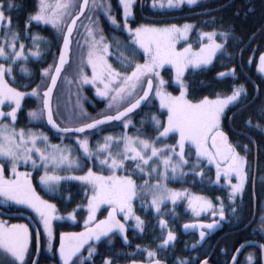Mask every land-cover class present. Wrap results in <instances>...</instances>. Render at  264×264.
I'll use <instances>...</instances> for the list:
<instances>
[{
    "label": "snow or ice",
    "instance_id": "6c2138e0",
    "mask_svg": "<svg viewBox=\"0 0 264 264\" xmlns=\"http://www.w3.org/2000/svg\"><path fill=\"white\" fill-rule=\"evenodd\" d=\"M123 8L124 24L123 28L131 37L132 44L136 46L131 51V56L134 58L137 55L136 49L143 51L144 62L135 63L128 61L126 68L131 67V72H118L111 64L108 63L107 55L111 45L105 42V37L102 34V29L99 28L98 20H93L89 14L87 19L88 24L83 25L86 32L85 43L88 47L87 64L92 68L91 77L84 75L81 68L80 78L84 84H91L96 89V94L100 97L109 99L108 108H116L115 115H104L102 119H93L91 123H84L75 128H60L54 121L51 109V96L53 88L56 85L57 79L61 74L63 66L68 62V54L71 44V38L74 30L77 27L80 17L86 12L93 13L97 9H102L104 15L112 25L119 26L116 18L111 15V4L106 0H82L78 4L79 11L73 15L72 10L77 7L76 0H39L37 11L29 17V23L36 21L43 24H50L63 35V47L60 49L59 62L50 65L44 69L43 76L51 77V84L43 93V108L37 111H30L29 117L34 120L40 119L46 115L48 124L52 128L63 133H84L86 130L95 129L99 125L110 121L124 122V127L127 128L130 121L127 119L128 114L132 113L141 105L142 101L149 99L150 92L155 88L156 98L160 102L161 109H166L167 120L162 122L156 116H152V122L157 128L160 137H167L171 133L178 135L175 145H165L164 148H157L156 141L141 139L140 137H129L126 134L122 138H114L106 136L104 143L99 145V151L107 152L102 165H107L110 175L104 176L93 172L91 168L82 176L60 177L49 174L47 171L49 165L53 169L67 166L71 169L73 166H78L77 161L71 155L69 147H61L59 145H48V137L43 133H33L20 129L17 131L13 126L0 122V158H4L11 164V172L14 179H6L5 169L0 165V204L8 205L9 203L16 205H25L31 208L39 217L40 223L43 225L44 235L47 237L48 250H52V221L55 217V205L41 199L36 194L32 187L31 180L28 178L29 173H20L17 171V164L23 160L26 164L31 161L33 167L36 166V160L33 159V153L39 156L40 161L46 171L40 177V182L50 191L54 190L56 184L61 179H73L90 186L91 195H87V210L88 218L84 221L85 230L79 233H61L60 246L58 249L61 264H76L74 257H77L80 250L91 241H100L102 237H108L114 230H118L121 235L124 234L125 226L117 220L118 214H123L124 219L130 217L136 220V227L143 231V221L138 216H134L132 211V201L137 196V186L130 175H117V170L124 168V162L130 160L135 164L136 169L140 172L145 171V167L150 165L153 158H157L159 163L163 165L164 172H160L159 165L151 168V172H157L163 178L169 168L175 175L177 170L187 163L185 160V148H195L197 159L205 158L210 164L216 166L217 181L223 176V179L230 185L231 192L229 199L235 197L244 188L246 179L247 160L245 156L240 155L236 147L231 144L228 137L221 130L220 119L224 109L245 91L243 86L234 88L232 94L216 99H203L193 102L187 98V88L181 77L185 70L191 66L199 68L202 65H207L211 62L212 57L221 50L223 45L216 43L214 37L215 32L201 33V38L207 37L209 43L201 44L198 52H193L191 45L184 48L182 51H177L175 47L176 40L181 36H186L191 29V25L185 24L183 28H178L176 25L165 27H156L149 25H139L135 29L131 28L128 23V18L133 14V6L135 0H119ZM189 6L195 5L197 0H153L152 7L156 8H179L183 4ZM16 7L13 0H6L5 5H0V28L4 32V43L0 44V57L15 62L22 57V51L16 50V41L19 39V33L12 29L11 16L6 17L5 11H11ZM71 22H67V19ZM7 20V23L5 21ZM66 29V31H65ZM97 33L99 37L97 38ZM221 36H226V33H220ZM33 42L39 39L33 36ZM117 44L119 42L117 41ZM24 45L20 44V49ZM38 48V46H37ZM11 50L9 53L8 50ZM33 56H39V50L32 53ZM123 56V53H121ZM171 65L175 70V81L180 86V94L174 96L163 89L164 80L160 77L158 71L163 65ZM55 68L52 72L51 69ZM259 72L264 73V54H261L259 63L257 64ZM12 75V67L7 68L4 64H0V105L5 103L11 108V111L5 113L0 111V117L5 119L11 118L13 122L17 119V111L21 108V101L25 95H31L40 99L39 86L33 88L31 93L18 91L16 88L10 87L5 79V76ZM219 75L224 76L225 73ZM159 83H154V79ZM147 87H144V83ZM102 86V87H101ZM139 91L143 95H139ZM127 105L124 107V105ZM123 108V110H120ZM250 123V122H249ZM259 127V125H257ZM163 129L159 131V129ZM117 144L123 142V151L112 153V142ZM44 142L46 147L41 149L38 147V142ZM77 143L85 155L91 156L87 138L78 139ZM177 146L179 152H177ZM247 146H245V149ZM99 158V157H97ZM175 159V162H174ZM149 173V175L151 174ZM182 174V173H181ZM201 175V173H197ZM235 177L236 183H231V177ZM147 185V182H145ZM158 191L153 192L151 204L157 212L160 210L161 204L165 200H171L173 203L183 195V193L175 192L167 189L161 184L154 186ZM102 205H107L109 208L108 216L104 220L95 222L96 212ZM188 206L194 215L199 216L201 212H206L212 209L213 215L217 214V210L213 207L211 201L203 197L189 196ZM219 216L224 218V209L219 207ZM69 218L74 219V216L69 213ZM162 228L166 227L164 220L160 221ZM261 226L264 227V216L261 217ZM185 229L191 227L207 228L209 230L216 227V222L204 225H184ZM205 232H200V238L203 240ZM175 233L168 231L167 236L162 239L161 247H166L170 242L175 240ZM30 232L27 225L13 224L0 221V253L10 257L9 264H27V257L30 251ZM127 242V237H125ZM41 246L40 233H36V248L39 252ZM244 245H241L243 248ZM237 249V252L241 250ZM261 253H264V244H260ZM150 258L149 264H161L159 259H156V252L145 249ZM95 252V248L89 246L88 257L91 259ZM85 258H80V264H83ZM237 258L233 256L235 261ZM247 264H253L254 255L250 253L247 256ZM2 264V262H0ZM33 264H38L33 261ZM103 264H112L111 260L106 258ZM179 264H187L181 260ZM206 264V261L203 262Z\"/></svg>",
    "mask_w": 264,
    "mask_h": 264
},
{
    "label": "trees",
    "instance_id": "16d2710c",
    "mask_svg": "<svg viewBox=\"0 0 264 264\" xmlns=\"http://www.w3.org/2000/svg\"><path fill=\"white\" fill-rule=\"evenodd\" d=\"M13 3L16 7L10 12L5 11V16H11L12 29L19 33L18 41L27 43V45H25L29 48H35L34 46L36 45H33L34 42L32 38L36 35V37H38V28L35 21L29 23V17L37 11V0H13ZM0 5H5L6 7V0H0ZM144 12L157 18L152 22L169 23L187 20L192 22L200 31L206 30V32L217 33L215 39L219 41H224L220 33L227 34L225 36L223 53L216 55L210 65L189 69L184 72L182 78L187 88V98L191 101H199L204 97H223L230 94L234 88L243 86L245 90L244 95L236 103L227 107L225 114L222 115L220 126L228 133L232 141L233 137L230 127L251 133V135L255 137L256 144L259 147L260 144L263 143V141H261V134L264 130V76L258 71L257 64L260 55L264 52V0H202L191 7L182 6L171 9L153 8L152 6L148 7L144 5ZM113 14L116 19L120 20V9H115ZM142 22L144 21L133 20L129 23V26L135 29V27ZM123 24L124 22L120 23L117 30H114V34L120 36V39L128 44L131 37L128 32L124 30ZM101 26H103L104 32L109 38L107 43L111 44V38L113 37L111 33H113V31L107 25L103 24ZM0 36H4L2 35V28L0 30ZM43 36H49V34H44ZM252 36L253 38L246 44ZM3 41L4 38L0 40V43H3ZM36 41L39 42V39ZM78 49L79 48H76V55ZM8 51L12 54L10 49ZM30 54L24 53V56L15 62L8 59L12 65V75H6L5 79L11 87L24 93H31L33 88L39 86V94L42 98L41 91L46 87L48 83L47 79L49 78V76H43L42 72L44 69L49 68L50 65H54L56 53L42 52L39 56H31ZM86 57V53L84 52L79 57L76 66V61L73 64L71 63L72 60L70 61L54 90L52 100L53 114L61 122H67L68 120H78L82 123L88 122L104 113L110 112L106 110L105 100L95 93L96 89L91 84H84L80 78L81 68H83L84 75L89 76L91 72L88 68H86V70L84 68L86 65ZM238 58L241 63L240 68L242 72L239 69ZM110 64L114 66L111 61ZM230 68L235 69L236 77H225L221 79L215 77L217 72ZM68 70L70 74L66 75ZM118 70L121 72L120 67H118ZM250 78L254 79L258 86V95L252 102H248V98H246L254 93L255 86L251 83ZM167 79L166 87L171 88L173 91H177L170 83L168 75ZM41 98L37 99L35 96L25 95L21 101V108L17 111V119L14 125L25 130H39L40 132H45L52 143L73 145L74 142L70 139L62 140L61 133L52 131L46 125L44 116L38 120L29 117L28 113L30 111L39 112L42 109ZM237 107L242 108L232 116L231 125H229L227 123V117L229 113ZM152 116H156L157 119L162 122H166L167 120L166 109H161L159 101L157 98L154 100L153 96H151L138 110L128 115L127 119L130 123L127 128L124 127V122L121 120L118 122L113 121L84 133L90 136L88 143L93 147L97 145L96 141L98 139L101 140L106 135H119L123 133L153 140L159 135V132L152 122ZM257 125H259V127H257ZM162 130V128L159 129V131ZM238 136L239 135H235V138L237 139ZM175 139L174 133L165 137V141L168 143H174L176 141ZM240 142L246 143L249 146L251 145V141L244 137ZM230 143L232 142L230 141ZM242 152L245 153V151ZM82 155L81 158L84 160V165L77 169V172L83 173L90 167L94 169L97 168L94 162H91ZM246 156L249 157V153H247ZM134 165L132 161L126 160L124 162V168L122 171L121 169L119 170V174L126 176L130 175L132 180H135L137 176L134 171ZM188 175L190 178L191 174ZM32 181L36 189L56 206L58 213L62 216L64 213L69 212L66 210H77L80 205H84L87 199L86 193L88 195L90 192L87 185L77 180H62L58 182L54 190L51 191L42 189L35 178H32ZM170 186L180 187L181 185L180 183H173L170 184ZM183 186L187 185L184 184ZM262 189L264 190V188ZM67 197L70 199L67 200ZM63 201H67L66 204H62ZM0 208L6 212H26L33 217L41 234L42 250L38 259V264H54L56 261L54 254L56 243L52 245L51 251L45 248L43 233L36 218L27 209L16 204H0ZM76 215L77 213H75L72 221L62 220L64 223L56 221L57 224H55L54 230L55 240L60 229L77 230L85 226V224L82 223V219H78L79 215H77V217ZM7 219L10 221L22 220L29 226V223L22 217H9ZM29 230L31 232V241L27 264H30L31 257L35 250L33 233L30 226Z\"/></svg>",
    "mask_w": 264,
    "mask_h": 264
},
{
    "label": "flooded vegetation",
    "instance_id": "af4514ba",
    "mask_svg": "<svg viewBox=\"0 0 264 264\" xmlns=\"http://www.w3.org/2000/svg\"><path fill=\"white\" fill-rule=\"evenodd\" d=\"M106 2L111 4V15L114 16L113 12L115 9H120V20L116 19L117 23L120 24L125 22L123 9L119 0H106ZM76 3L77 7L72 10L73 15L78 11L80 0ZM152 4L153 0H135L133 14L128 18V23L133 20L152 22L154 19H157L144 12V5L150 7ZM38 6L37 4V9ZM96 12L97 10L95 13ZM99 12H97L95 16H93L94 13L91 14L92 19H97L101 21L102 24L108 26L107 16L102 14L101 11ZM87 14L88 12L81 16L80 20L87 19ZM69 21L70 19L67 20V22ZM35 23H37L38 28L39 53H56L57 59L63 35L52 28L50 24H43L36 21ZM111 30L114 33V30H117V28L112 26ZM75 31L76 29L72 35L71 54L75 51ZM44 34H49V36H43ZM23 45L24 48L21 49L23 54H30V50L36 51L34 48L27 47L25 42ZM239 69L241 70L240 67ZM250 81L255 88L254 93L246 97L248 98V102H252L258 95L256 81L252 78H250ZM230 129L233 137V141L230 139L232 142L231 144H233L237 152L245 156L247 160L246 179L244 188L240 193L236 194L234 198L229 199L231 188L230 185L225 182L223 176L221 175V178L217 181V177L214 175V172H212V169L210 167L208 169L200 164V166L197 167V173H201V175H192L189 173L191 174L190 178H188L189 176H181L178 179L174 177V179L169 178L165 180L169 188L177 189L178 192L183 193V195L180 196L175 203L171 200H165L164 203L161 204L159 212L152 207L150 196L143 198V201H141L140 198H134L132 211L134 216L140 217L143 221V231L136 227V220L134 218L130 217L128 220H125L123 214H118V218L126 226V235L129 240L127 244L124 243L118 232H112L108 237L101 239L99 242L88 244L82 252L74 258L76 264H80L81 257L85 258L83 264H103L106 258L110 259L112 264H129L131 261L149 264L150 258L145 249L155 251L157 254L156 259H159L161 264H179L181 260L186 261L187 264H203L205 261L206 264H247L246 258L250 253L254 255L253 264H262V253L257 244H264V227L261 226V217L264 216V190L262 189L264 188V130H261V141H263V143L258 147L255 137L251 135V133L237 130L232 127H230ZM235 135H239L237 139ZM240 137H244L251 141V145L249 146L246 143H241L240 141L242 138L240 139ZM245 146H247L246 149ZM242 151H245V153ZM247 153H249L250 158L246 156ZM182 172L184 171L182 170ZM141 173L142 175H140V177H136V179L133 180L137 186V191L139 183L148 182L150 178L146 172ZM173 183H180L181 186H170V184ZM231 183H236L234 176L231 177ZM184 184L187 186H183ZM142 187L143 186H141V188ZM179 188H181V190ZM189 196L203 197L211 201L213 207L217 210V214L214 216L212 209H209L206 212H201L199 216L194 215L188 206ZM221 205L224 209L223 219L219 216V207ZM107 209L108 206L103 211V214L96 218L95 221L104 217ZM161 220L166 222V227H161ZM213 221L216 222V227L211 230L199 227L185 229L184 227L186 224L204 225L213 223ZM81 228L84 227H80L79 229ZM68 230L72 229H60L58 231L54 254L58 242V234ZM168 231H173L176 238L174 241L170 242L168 246L161 247L162 239L167 236ZM201 231L205 232L203 240L200 238ZM248 242L253 243L245 244L244 247L237 252V249L242 244ZM89 246L95 248V252L91 259H87L89 255ZM233 256L237 258L235 261L233 260ZM54 264H58L57 258Z\"/></svg>",
    "mask_w": 264,
    "mask_h": 264
},
{
    "label": "rangeland",
    "instance_id": "374dc122",
    "mask_svg": "<svg viewBox=\"0 0 264 264\" xmlns=\"http://www.w3.org/2000/svg\"><path fill=\"white\" fill-rule=\"evenodd\" d=\"M79 0H76V2H78ZM202 0H197V3L198 2H201ZM196 3V4H197ZM37 4L39 5V0H37ZM182 6H184V7H191V6H194V5H191V6H189V5H187L186 3L185 4H183V5H181L180 7H182ZM123 9V8H122ZM168 9H171V8H168ZM96 11V10H95ZM95 11L93 12L94 13V15L93 16H95L96 15V13L97 12H99V11H101L102 12V14H104L103 13V10L102 9H97V12L95 13ZM93 13H88L87 15H89V14H93ZM100 13V12H99ZM101 14V13H100ZM100 14H98V15H100ZM67 19V18H66ZM68 20V19H67ZM93 20H97V19H93ZM98 22H99V28L100 29H102V34L104 35V37L106 38L105 39V42L107 43V41L109 40V38L106 36V34H105V32H104V29H103V26H101V25H103L102 23H101V21H99L98 20ZM5 23H6V21H5ZM89 23V21H88V19H82V20H80L79 21V23H78V25H77V27H76V31H75V34H74V38H75V42H74V44H75V51H76V48H79L78 49V52H77V55L75 54V51L70 55V60H69V63H70V61L72 60V64L76 61V63H75V66H76V64H77V62H78V59H79V57L85 52L86 53V56H87V53H88V47H87V45H86V43H85V39H86V32H85V29H84V27H83V25H85V24H88ZM107 23H108V26H109V28L110 29H112V26L114 27V28H118L119 26H120V24H118L119 26L117 27V26H115V25H112L111 24V22L108 20L107 21ZM149 25V26H156V27H165V26H170V25H176L178 28H183V26L185 25V24H188V25H191L192 27H191V29L187 32V35L186 36H181V37H179L177 40H176V42H175V47H176V50L177 51H182L184 48H186V47H188L189 45H191V47H192V51L193 52H198L199 51V49H200V47H201V44L203 43V44H205V45H207L208 43H209V41H208V39H207V37H204L203 39L201 38V33H207L206 32V30H199L198 28H196L195 26H194V24L192 23V22H189V21H187V20H185V21H180V22H169V23H162V22H147V21H144V22H142L141 24H139V25ZM138 25V26H139ZM102 27V28H101ZM137 27V26H136ZM135 27V28H136ZM0 30H1V28H0ZM99 34L100 33H97V38L99 37ZM2 35H4V32H3V29H2ZM112 35H113V37L111 38V47H110V49H109V52H108V55H107V60H108V63L110 64V61L114 64V66H112L116 71H118L119 72V70H118V67H120V69H121V72H124V71H127V72H131V67H128V68H126L125 67V65L127 64V62L128 61H133V64H132V66L134 67V64L135 63H143L144 62V56H143V51L141 50V49H136V51H137V55L133 58L132 56H131V51H132V49L133 48H136V46L134 45V44H132V40H131V38H130V40H129V43L127 44V43H125L122 39H120V36H116L114 33H112ZM37 36V35H36ZM3 38H4V36H0V40H3ZM225 36H223L222 37V39L225 41ZM214 39H215V37H214ZM117 41L119 42V44H117ZM215 41H216V43H219V44H222L223 45V47H222V49L221 50H219V51H217V53L212 57V60H211V62L209 63V64H207V65H202V66H208V65H210L212 62H213V60H214V58H215V56L216 55H218V54H220V53H223V51H224V41H219V40H217V39H215ZM3 43H4V41H3ZM24 42H22V41H16V50L17 51H21V49H20V44H23ZM0 44H2V43H0ZM26 45H27V43H25ZM37 44H38V47H39V43L37 42V41H35V43H33V45H36V46H34L35 48L34 49H36V51L38 50V48H36L37 47ZM115 47H114V46ZM85 50V51H84ZM33 52H35V50H32V51H30V55L31 56H33L32 55V53ZM121 53H123V56L121 55ZM262 54H264V52L262 53ZM22 56H24V55H22ZM260 58V57H259ZM19 59H21V57L19 58ZM18 59V60H19ZM69 63L67 64V65H69ZM259 63V62H258ZM0 64H4L5 65V67L7 68L9 65H11V63L9 62V60L7 59V58H5V57H0ZM71 64V65H72ZM85 70H86V68H88L89 69V71H91L90 72V74H89V77H91V75H92V68L87 64V57H86V60H85ZM66 65V66H67ZM112 65V64H111ZM66 66H65V68H64V70L62 71V73H61V75H60V78L62 77V74L64 73V71H65V69H66ZM201 66V67H202ZM11 67H12V65H11ZM189 69H196V68H192L191 66H189L185 71H187V70H189ZM158 71H159V73H160V77L164 80V85H163V89L166 91V92H169V93H171L172 95H174V96H178L179 94H180V86H179V84L175 81V70L172 68V66L171 65H168V64H165V65H163L161 68H159L158 69ZM69 75L70 73H69V70L67 71V73H66V75ZM169 76V80H170V83L177 89V91H173L171 88H168V87H166V83H167V75ZM263 76H264V73H261ZM65 75V74H64ZM60 78H59V80H60ZM153 79H154V83H156V84H158L159 83V81L158 80H155V78L153 77ZM181 79H182V81H183V83H184V80H183V78L181 77ZM48 80H49V78L47 79V82H48ZM58 80V81H59ZM145 83H146V81H145ZM145 83H144V86H145ZM10 86V85H9ZM11 87V86H10ZM102 87V86H101ZM142 91H139V95H140V93H141ZM95 93H96V90H95ZM244 93H245V91L240 95V97H238V99L236 100V101H234V102H232V103H230L228 106H231V105H233L234 103H236L240 98H242V96L244 95ZM232 94V92L230 93V94H228V95H226V96H229V95H231ZM151 96H153V98H154V100H156V95H155V88H153V90L151 91V93H150V95H149V98L151 97ZM226 96H223V97H221V98H224V97H226ZM104 100H105V103H106V110H109L110 112H107V113H104L105 115L106 114H111V113H114V112H116V108L115 107H113L112 109H109L108 108V103H109V99H106V98H104V97H102ZM217 97H214V98H209V99H216ZM148 100V99H147ZM146 100V101H147ZM158 100V99H157ZM145 101V102H146ZM159 101V100H158ZM193 102H197V101H193ZM160 103V102H159ZM145 104V103H144ZM143 104V105H144ZM142 105V106H143ZM126 106V104L124 105V107ZM227 106V107H228ZM227 107L224 109V112L222 113V115H224L225 114V111L227 110ZM140 108V107H139ZM138 108V109H139ZM242 108V107H241ZM240 108V109H241ZM122 109V108H121ZM137 109V110H138ZM235 110V109H234ZM234 110H232L230 113H229V115H228V117H227V123H228V121H229V117H230V115L232 116V113H233V111ZM0 111H3V112H5V113H7V112H9V111H11V108L8 106V104L7 103H5V104H3V105H0ZM136 111V110H135ZM103 114V115H104ZM222 115H221V119H220V123H221V120H222ZM100 116H102V115H100ZM55 117V116H54ZM99 117V116H98ZM97 118V117H96ZM232 118V117H231ZM95 119V118H94ZM55 121L60 125V126H62V127H73V126H77V125H79V124H82V122L81 121H78V120H68L67 122H61L58 118H56L55 117ZM0 122H3V123H7V124H9V126L10 127H12L13 126V121L11 120V118L9 117V118H7V119H5V118H3V117H0ZM83 123H85V122H83ZM14 127H15V129L17 130V131H19L21 128L20 127H17V126H15L14 125ZM96 129V128H95ZM25 130V129H24ZM94 130V129H93ZM26 132L27 131H29V130H25ZM30 131H32L33 133H37V134H39V133H43L44 135H46L47 137H48V135L45 133V132H40L39 130H30ZM90 131H92V130H90ZM86 132V131H85ZM127 135V136H129V137H137V136H133V135H129V134H127V133H123V134H119V135H106V136H112V137H114V138H122L124 135ZM175 134V133H174ZM106 136H104V138L106 137ZM159 135H157L156 137H155V139H148V138H144V137H140L141 139H148V140H150V141H156V147L157 148H164L165 147V145H168V146H171V145H175L176 144V141H177V139H178V135L177 134H175V142L174 143H168V142H166L165 141V137H160L158 140H157V137H158ZM139 137V136H138ZM84 138H87V140L89 141L90 140V136L89 135H86L85 133H66V134H62V140L63 139H70L71 141H73L74 142V144L73 145H68V144H55V143H52V142H50V140H49V137H48V141H47V144L48 145H59V146H61V147H69L70 149H71V155H72V157L73 158H75L76 159V161H77V164H78V166H73L71 169H69L67 166H61V167H58V168H55V169H53L52 168V166L51 165H49V167H48V169H47V171L49 172V174H53V175H57V176H60V177H72V176H82V175H85L86 173H87V171H88V169H86L85 170V172H83V173H79V172H77V169H79V168H81L83 165H84V160L81 158V155L82 156H84V157H86L87 159H89L91 162H94L95 164H96V167L97 168H91L92 170H93V172H95V173H97V174H100V175H104V176H107V175H110L111 173L109 172V170H108V167H107V165H102L101 163H100V161L101 160H103L104 158H105V156H107L108 155V153L107 152H101V151H99V145H101V144H103L104 143V138L103 139H98L97 141H96V146L95 147H93V146H91V145H89V149H90V151H91V153H92V155L89 157V156H87V155H85L84 154V152L80 149V146H79V144L77 143V140L78 139H84ZM241 138H243V137H240V139ZM89 144V143H88ZM38 147H40L41 149H43V148H45L46 147V145H45V143L44 142H42V141H40V142H38ZM123 147H124V145H123V142L121 141L120 143H118L117 144V142L114 140L113 142H112V147H111V151H112V153L113 154H115L116 152H118V151H123ZM177 152H179V147L177 146ZM81 151V152H80ZM240 154V153H239ZM241 155V154H240ZM97 157H99V158H97ZM33 159H35L36 160V166L35 167H33V165H32V163H31V161H29L27 164L23 161V160H21L18 164H17V171L18 172H20V173H29L30 175H29V179L31 180V183H32V187H33V189L36 191V194L38 195V196H40L41 197V199H43V200H46V201H48V203H50V204H53L48 198H46V197H44L37 189H36V187H35V185H34V183H33V181H32V178H35L36 179V181H37V183H38V185L42 188V189H45V190H48L49 191V189L48 188H46L44 185H42L41 184V182H40V177L42 176V175H44V173H45V171H46V169H45V167L43 166V162L42 161H40V159H39V156L37 155V154H35V153H33ZM185 160L187 161V164H185V165H183L181 168H179L178 170H177V173L174 175L173 173H172V170H171V168H169L168 170H167V172H166V174H165V176L162 178L160 175H159V173H157V172H151V168L152 167H156L157 165H159V169H160V172H164L165 170H164V168H163V165L162 164H160L159 163V160L157 159V158H153V161L152 162H150V165L149 166H146L145 167V171H144V173L146 172L147 174H148V176H150V178H149V181L147 182V185L146 186H144L145 185V182L144 183H139V185H138V191H137V196L135 197V198H140L141 199V201H143V198H145V197H149L150 196V198H151V200H152V194H153V192H155V191H158L154 186L155 185H157L158 183L159 184H161V185H163L164 187H166L167 189H169V190H172V191H174L175 190V192H178V190L177 189H172V188H169L168 186H167V184L165 183V180L166 179H169V178H173L174 179V177L175 178H180L181 176H185V177H188L189 175V173H191L192 175H196L197 174V167L198 166H200V164L201 165H204L206 168H208L209 169V167L212 169V172H214V175H216V166L214 165V164H210L209 163V161L207 160V159H205V158H201L200 160H198L197 159V156H196V152H195V148H191V150L189 151V148L188 147H186L185 148ZM174 162H175V159H174ZM0 165H2L3 167H4V169H5V172H4V175H5V178L6 179H14L15 177H14V175H13V173L11 172V164L7 161V160H5L4 158H0ZM134 167V171H135V174H136V176L137 177H140V175H142V173L138 170V169H136V167H135V165L133 166ZM182 170L184 171V172H182ZM193 170V171H192ZM207 170V169H206ZM192 171V172H191ZM151 172V174L149 175V173ZM182 173V174H181ZM117 175H121V174H119V170H117ZM121 176H126V175H121ZM189 178V177H188ZM62 180H73V179H61L60 181H62ZM59 181V182H60ZM78 181V180H77ZM141 186H143L142 188H141ZM89 187V193H88V195H91V189H90V186H88ZM180 190H181V188H179ZM70 198L69 197H67V200H69ZM134 200V199H133ZM66 202L67 201H63V203L62 204H66ZM87 203H88V200L86 199V201H85V203H84V205H80L79 207H78V209L77 210H74V209H68V210H66V211H69V212H67V213H61V214H63V216L62 215H60L59 213H58V211H57V209H56V206H55V213H54V216L55 217H59V218H56V219H53V221H52V232H53V237H52V245L54 244V243H56V240H55V233H54V230H55V224H57V222L56 221H59V222H62V220H66V221H72V219L71 218H69V213H71L73 216H75V213H77V215H79L78 216V219H82V223L84 224V221L88 218V210H87ZM132 203H133V201H132ZM54 205V204H53ZM18 206H20V207H23V208H25V209H27L35 218H36V220L38 221V224L40 225V228H41V231H42V233H43V241H44V245H45V248L48 250V247H47V237L44 235V229H43V225L40 223V220H39V217L37 216V214L31 209V208H28L27 206H25V205H18ZM107 208V205H102L101 207H100V209H98L97 210V212H96V218H98L101 214H103V211L105 210ZM65 211V212H66ZM99 213V214H98ZM77 215H76V217H77ZM95 218V219H96ZM0 221H3V222H5V223H7L8 225H13V224H24V225H27L24 221H22V220H16V221H10V220H8L7 218H4V217H2V216H0ZM62 223H64V222H62ZM28 226V225H27ZM28 228H29V226H28ZM29 232H30V230H29ZM30 236H31V233H30ZM34 239V238H33ZM31 241V240H30ZM34 243H35V241H34ZM41 250H42V247H41ZM41 253V252H40ZM34 255V254H33ZM40 256V255H39ZM10 257H8V256H6L5 254H3V253H0V262H2V264H9V262H10ZM27 259V258H26ZM32 259H33V256L31 257V261H32ZM39 259V258H38ZM38 262V261H37ZM31 263V262H30Z\"/></svg>",
    "mask_w": 264,
    "mask_h": 264
},
{
    "label": "water",
    "instance_id": "95a60500",
    "mask_svg": "<svg viewBox=\"0 0 264 264\" xmlns=\"http://www.w3.org/2000/svg\"><path fill=\"white\" fill-rule=\"evenodd\" d=\"M80 2H82V0H81ZM78 11H79V9H78ZM78 11H77V12H78ZM77 12H76V13H77ZM76 13H75V14H76ZM75 14H74V15H75ZM70 22H71V20L69 21V23H70ZM65 31H66V29H65ZM252 38H253V36H252V37L246 42V44H247ZM71 41H72V38H71ZM61 47H63V38H62V41H61L60 49H61ZM60 49H59V53H60ZM70 52H71V44H70V49H69V54H68V62L63 66L62 71L64 70L65 66L69 63V60H70ZM59 53H58V56H57V59H56V63L59 62ZM56 63H55V64H56ZM238 64L240 65V60H239V58H238ZM54 71H55V68H53V71H52V72H54ZM62 71H61V73H62ZM234 72H235L234 69H233V68H230V69H228V70H224V71H220V72L216 73V74H215V77L218 78V79L225 78V77H236V75H235ZM220 73H225V75H224V76H221V75H219ZM60 75H61V74H60ZM59 78H60V76L58 77L57 82H56V85H55V87L53 88V91H52V96H51V109H52V113H53V107H52L53 94H54V90H55V88H56V86H57V83H58ZM50 84H51V77L49 78V81H48L46 87L41 91L42 97H43V93H44V91L47 90V87H48ZM144 87H147V83H145V86H144ZM150 93H151V92H150ZM140 95H143V92H141ZM145 101H146V100H145ZM145 101H142V102H141V105H140L139 107H141V106L145 103ZM41 106H42V108H43V99H42V98H41ZM126 106H127V105H126ZM126 106H125V107H126ZM139 107H138V108H139ZM138 108H136L135 110H137ZM240 108H241V107H239L238 109H235V110L233 111L232 115H233L234 113H236ZM120 110H123V108L120 109ZM135 110H134V111H135ZM134 111H133V112H134ZM133 112H132V113H133ZM115 114H116V112L111 113V114H106V115H115ZM130 114H131V113H130ZM130 114H128V115H130ZM104 115H105V114H104ZM104 115L99 116V117H97V118H95V119H102ZM231 117H232V116L230 115V117H229V121H228L229 124H230V119H231ZM53 118H54V114H53ZM92 120H93V119H92ZM92 120H90V121H88V122H85V123H91ZM44 121H45L46 125H47L52 131L57 132V133H61V134H65V133H63V132H59V131H57L56 129L52 128V126H51L50 124H48V121H47L46 115L44 116ZM54 121H55V119H54ZM55 122H56V121H55ZM111 122H113V121H110V122H108V123H111ZM117 122H118V121H117ZM56 123H57V122H56ZM108 123H105V124H108ZM82 124H84V123H82ZM82 124H79V125H77V126H73V127H68V128L79 127V126H81ZM105 124H102V125H105ZM57 125H58L60 128H64V127L60 126L58 123H57ZM102 125H99L98 127H100V126H102ZM98 127H97V128H98ZM90 130H93V129H90ZM90 130H86V131H90ZM221 130L225 133V135L228 137V140H229V136H228V134H227L223 129H221ZM73 133H74V132H73ZM108 211H109V208L107 209L106 215H105L104 217H102V218L96 220L95 222H99L100 220H104V219H106L107 216H108ZM0 215L3 216V217H22V218H24V219H26V220L28 221V223H29V225H30V227H31V229H32V231H33V236H34V241H35L34 255H33V259H32V261H31L30 264H33V261H38V258H39L40 252H41V246H40V250H39V252H37V248H36V233H37V232L40 233V231H39L38 225L36 224V222L34 221V219H33L29 214H27V213H25V212H6V211H3L1 208H0ZM116 218H117V220L120 221V223L124 224V223L118 218V215H117ZM124 226H125V224H124ZM84 230H85V227H84V228H81V229H79V230H74V231H62V232L59 233V235H58V244H57L56 249H55V254H56V257H57V260H58V264H61V262H60V257H59V252H58V249H59V246H60V234H61V233H79V232H83ZM113 232H118L119 235H120V237H121V239L124 241L125 244H127V243L129 242L128 238H127V242H125V237H127V235H126V226H125V231H124V234H123V235H121L120 232H119L118 230H114ZM40 238H41V236H40ZM103 238H105V237H102L101 239H103ZM92 242H93V243H97V241H91L90 243H92ZM98 242H99V241H98ZM249 243H253V242L244 243V244H242V245L249 244ZM87 245H88V244H87ZM87 245H85V246L80 250V253L82 252V250H83ZM257 245L259 246V244H257ZM239 248H241V246H240ZM80 253H79V254H80ZM79 254H78V255H79ZM261 257H262V260H261V261H262V264H264V253L261 254ZM74 258H75V257H74ZM129 264H142V263H137V262L131 261Z\"/></svg>",
    "mask_w": 264,
    "mask_h": 264
}]
</instances>
